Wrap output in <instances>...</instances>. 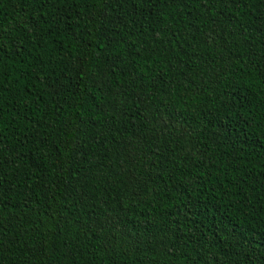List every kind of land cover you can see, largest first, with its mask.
<instances>
[{
  "label": "trees",
  "instance_id": "1",
  "mask_svg": "<svg viewBox=\"0 0 264 264\" xmlns=\"http://www.w3.org/2000/svg\"><path fill=\"white\" fill-rule=\"evenodd\" d=\"M0 264H264V0H0Z\"/></svg>",
  "mask_w": 264,
  "mask_h": 264
}]
</instances>
